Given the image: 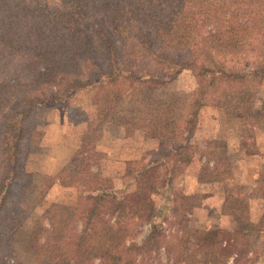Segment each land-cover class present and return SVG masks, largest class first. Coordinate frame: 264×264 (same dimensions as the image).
Masks as SVG:
<instances>
[{
  "label": "trees",
  "instance_id": "16d2710c",
  "mask_svg": "<svg viewBox=\"0 0 264 264\" xmlns=\"http://www.w3.org/2000/svg\"><path fill=\"white\" fill-rule=\"evenodd\" d=\"M58 1L59 6L50 5L47 0L0 2V67H14L17 73L33 76L37 84L52 86L51 100H60L75 90H91L105 80L116 82L118 78L148 80L160 85L161 79L156 81L153 75L143 79L128 65H122L128 58L119 53L113 36L121 38L120 34L134 27L133 21L140 25L136 27L140 46L148 57L152 56L165 81L183 70H191L197 78L205 80H199L203 87L199 89L200 94H204L206 88L214 89L225 82L264 81V47L255 58V67L248 73L218 60L219 56L234 57L246 51L253 33L260 35L259 41L264 46V0ZM94 17H102L103 21L88 29L85 23ZM99 50L102 62L94 64ZM174 52H183L185 57L177 59ZM147 82L137 96L136 113L122 111L116 102L109 100V94L98 99L104 108L86 124L77 158L84 153L98 152L96 142L105 122L122 126L125 131L138 130L145 137L157 138L161 144L177 138L182 130L190 132L195 115L185 120L190 128L182 129L176 100L168 104L158 102L159 94L156 95ZM20 91L10 83L0 82L1 117ZM226 95L223 91V96ZM39 99L31 97L30 104L23 110H29L42 100ZM195 106L199 108L198 101ZM19 128L14 137L6 136L5 150L17 153L22 132V127ZM211 157L213 168H209L208 161L202 164L197 175L199 184L212 185L230 171L226 158H215L214 153ZM177 161L187 163L190 158L181 154ZM151 169L138 171L136 187L129 192L88 187L85 194L94 199V203L84 211L63 206L57 211V205L51 203L22 242L24 263L14 255L12 246L27 212L9 204L14 192V173L10 175V171L7 176H0V264H89L94 259L101 264H136L126 257L125 241L118 233L117 223L125 219L144 220L148 212L152 213L149 193H146L155 185L154 178L147 176ZM232 199L228 195L224 197L223 213L238 212ZM112 218L117 219V223L111 222ZM180 230L181 235L166 249L170 264H227L228 256H233L235 262L251 253L256 237L264 236L263 225L252 222H241L236 231L229 233L217 228L192 229L184 220Z\"/></svg>",
  "mask_w": 264,
  "mask_h": 264
},
{
  "label": "rangeland",
  "instance_id": "374dc122",
  "mask_svg": "<svg viewBox=\"0 0 264 264\" xmlns=\"http://www.w3.org/2000/svg\"><path fill=\"white\" fill-rule=\"evenodd\" d=\"M47 2L59 6L58 0ZM102 21V17L90 18L85 26ZM131 25L134 27L120 34L121 38L113 36L119 53L128 58L122 65H128L143 79L150 75L156 81L161 79L160 85L154 81L118 78L116 82L105 80L88 91L75 90L54 101L49 99V92L54 91L52 86L37 84L33 76L17 73L14 67H0V82L21 90L7 105L6 117L0 116V176L14 173V192L9 204L27 212L12 246L14 255L23 263L26 255L22 252V242L51 203L57 205V211L62 206L84 211L94 203L85 194L88 187H105L118 193L132 191L138 171L147 167L152 168L147 176L155 181L153 190L146 191L152 213L148 212L144 220L125 219L117 223V219H111L120 226L118 233L125 241L126 257L136 264H170L166 249L181 235L184 220L190 228L204 231L217 228L230 233L241 222L259 223L264 227V81L225 82L214 89L206 88L204 94L199 89L203 88L200 81L205 80L197 78L191 70H183L165 81L152 56L148 57L140 46L136 28L140 25L135 21ZM259 36L251 34L247 52L243 50L234 57L219 56L218 60L248 73L264 47ZM262 51L264 55V48ZM173 55L177 59L185 57L183 52ZM97 62H102L101 50L93 63ZM146 82L159 94L158 102L168 104L176 100L182 129L189 127L185 120L195 115L190 132L182 130L177 138L161 144L157 138L145 137L138 130L125 131L122 126L105 122L96 142L98 152L84 153L77 158L86 124L104 108L98 99L109 94V100L116 102L122 111L136 113V99ZM223 91L227 92L226 97ZM173 94L176 97L172 99ZM31 97L42 100L24 111ZM19 127L22 132L17 153L5 150L6 136L14 137ZM212 153L215 158H226L230 171L212 185L199 184L197 175L202 164L208 161L209 168H213ZM181 154L187 155L190 161H177ZM226 195L233 198L231 203L236 202V214L223 213ZM255 242L251 253L235 262L233 256H228L227 264H264V236L256 237ZM89 264L101 263L94 259Z\"/></svg>",
  "mask_w": 264,
  "mask_h": 264
}]
</instances>
